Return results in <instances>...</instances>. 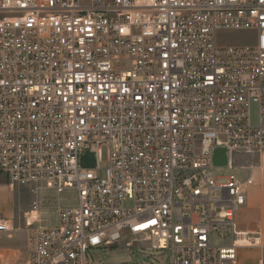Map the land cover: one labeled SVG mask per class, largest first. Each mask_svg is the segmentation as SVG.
Listing matches in <instances>:
<instances>
[{
    "label": "built area",
    "instance_id": "2783aa9c",
    "mask_svg": "<svg viewBox=\"0 0 264 264\" xmlns=\"http://www.w3.org/2000/svg\"><path fill=\"white\" fill-rule=\"evenodd\" d=\"M263 151L264 0H0V173L35 196L20 264H89L127 237L169 264H238L263 247L237 222L255 182L217 168ZM67 190L78 207L53 221L38 194Z\"/></svg>",
    "mask_w": 264,
    "mask_h": 264
},
{
    "label": "crops",
    "instance_id": "0c3cea01",
    "mask_svg": "<svg viewBox=\"0 0 264 264\" xmlns=\"http://www.w3.org/2000/svg\"><path fill=\"white\" fill-rule=\"evenodd\" d=\"M252 157V163L245 167L252 170L249 177L255 184L249 188L247 205L238 213L237 222L243 231L260 232L263 247L240 249L238 264H264V151ZM18 190L20 197L15 187L0 181V214L13 228L0 238V264H20L27 257L28 234L23 218L31 209L32 201H25L24 190Z\"/></svg>",
    "mask_w": 264,
    "mask_h": 264
},
{
    "label": "rangeland",
    "instance_id": "374dc122",
    "mask_svg": "<svg viewBox=\"0 0 264 264\" xmlns=\"http://www.w3.org/2000/svg\"><path fill=\"white\" fill-rule=\"evenodd\" d=\"M220 39L223 40L222 43L225 45L228 44H250L254 42L253 35L250 32H241V31H229L224 32L220 36ZM251 123L256 126L259 122V111L258 106L253 104L250 108ZM252 156H236L234 158L236 169L231 171L228 168H217V172L220 176H228L232 173H236L240 179L246 180L253 173L251 169L244 168L241 169V166H247L249 163H252ZM103 162L104 167L107 163V148L103 149ZM7 179V180H5ZM6 181L9 184L8 178L4 176L3 173H0V181ZM18 188L23 189L24 193L23 198L25 201L33 202L35 196L31 194L29 189L15 186V190L20 197L21 193ZM38 199L43 200V210L47 215L51 216V219L55 221V213L59 208H76L78 207L77 201V192L75 190H67L63 194H58L55 191H44L38 194ZM23 217V214L22 216ZM130 238H125L117 246L110 249H95L88 252L89 264H144L145 262L156 264L150 258H143V254H153L161 257V264H169V255L165 253H150L144 250L141 247V244L132 243L131 246H128ZM212 243L215 246H229L231 244L230 238H220L217 235H214L212 238ZM132 247V248H131ZM238 252V256H239Z\"/></svg>",
    "mask_w": 264,
    "mask_h": 264
},
{
    "label": "water",
    "instance_id": "95a60500",
    "mask_svg": "<svg viewBox=\"0 0 264 264\" xmlns=\"http://www.w3.org/2000/svg\"><path fill=\"white\" fill-rule=\"evenodd\" d=\"M214 164L217 167H225L228 164L227 152L224 148H218L214 155ZM82 166L85 168L95 167V158L93 154L89 152L85 154L82 159Z\"/></svg>",
    "mask_w": 264,
    "mask_h": 264
},
{
    "label": "bare ground",
    "instance_id": "6f19581e",
    "mask_svg": "<svg viewBox=\"0 0 264 264\" xmlns=\"http://www.w3.org/2000/svg\"><path fill=\"white\" fill-rule=\"evenodd\" d=\"M12 229H13V228L11 227V231H12Z\"/></svg>",
    "mask_w": 264,
    "mask_h": 264
}]
</instances>
